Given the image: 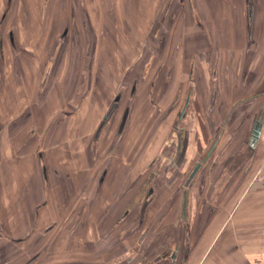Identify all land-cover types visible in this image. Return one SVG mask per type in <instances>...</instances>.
Here are the masks:
<instances>
[{
	"label": "flooded vegetation",
	"instance_id": "af4514ba",
	"mask_svg": "<svg viewBox=\"0 0 264 264\" xmlns=\"http://www.w3.org/2000/svg\"><path fill=\"white\" fill-rule=\"evenodd\" d=\"M45 1L29 8L28 20L39 19L26 42L16 23L5 28L4 40V17L0 21V89L17 91L14 138L28 149L18 163L21 174L27 171L21 186L27 198L18 194L16 215L0 222V264H187L189 235L203 225V209L196 208L206 203V190L211 194V164L222 163L224 154L218 155L220 96L238 77L241 88H254V100L264 97V88L256 90L264 80L256 49L264 29L258 0H174L177 7L164 9L163 0ZM159 10L160 27L149 30ZM47 15L62 20L60 49H50L55 28ZM106 43L123 49L104 51L115 69L128 63L123 76L103 70ZM102 78L122 79L110 97ZM61 84L70 95L62 99ZM153 112L156 126L147 123ZM262 113L264 104L235 129L238 136L252 119L239 155L245 159L253 156L250 142ZM74 115L94 129L87 140L83 133L75 138L78 153L72 154L64 125ZM169 120L163 139L156 136ZM51 125L62 133L50 131L49 141ZM25 213H32L26 221Z\"/></svg>",
	"mask_w": 264,
	"mask_h": 264
},
{
	"label": "rangeland",
	"instance_id": "374dc122",
	"mask_svg": "<svg viewBox=\"0 0 264 264\" xmlns=\"http://www.w3.org/2000/svg\"><path fill=\"white\" fill-rule=\"evenodd\" d=\"M169 0H163V2H161V8H168V6H172V7H177V2H173V4L171 5L170 2H168ZM38 4L41 6H46V1L45 0H0V21L2 20V17H4V19L2 20L3 22V31L4 34L2 33V31L0 32V39L2 38V36L4 35V40H7V35H5V28H10V24L12 23H16L19 24L18 26H20L21 28V35L23 36V42H26L27 39H29V32L30 29L32 28L34 22H38L39 16L37 15L36 20H31V22L28 20V16L30 15L29 13V8L30 7H34ZM259 4H258V8L260 13L264 12V0H258ZM41 6V7H43ZM263 9V10H262ZM258 11V12H259ZM164 13V11H157V13H155V15H152L153 18L150 22L149 25V30H152L155 27H160L159 24V19L161 16V14ZM264 15V14H263ZM47 19H45V21H47L49 24L52 23V25L54 26V31L53 33V37H52V43H51V47L50 49L52 50L55 45L57 46V48H55V50H57L58 48H62V45H64V41L60 38V35L62 32V29L59 26V24L61 23V21L59 20L60 16L55 15L54 17L49 18L48 15L46 16ZM262 18V16H260ZM45 18V17H44ZM260 18V19H261ZM264 18V16H263ZM28 20V21H27ZM2 22H0V29H2ZM158 22V24H157ZM166 29H170L171 24H169V22L167 24H165ZM36 26H33V29L35 30ZM37 31V28H36ZM261 31V32H260ZM260 36H263L262 38H264V29L262 27V30L260 28ZM3 34V35H2ZM44 36V34H43ZM262 38L260 39V41H258L257 43V47L256 48L259 53H258V74L261 75L264 78V39L262 40ZM43 43V40H39L38 44L39 46H41ZM107 44V43H106ZM109 45V44H107ZM112 45V44H110ZM107 46V47H103V53L101 56V60H102V65L104 67L103 70H109V69H115V66L117 65L116 62L113 61V63L109 62V60H107L106 57H104L105 53L104 51L106 50V48H109L110 50H112V53L115 52L114 49L116 50H123L121 48V46ZM59 46V47H58ZM140 47V46H138ZM252 50L255 49V47L251 46ZM140 49V48H139ZM154 49L150 48V51H152ZM170 49V48H169ZM54 53V51H53ZM260 57V58H259ZM111 63V64H110ZM127 64H120L118 65V67L115 69V72H120L121 76H123L124 71L126 70L125 68L127 67ZM132 65V64H131ZM86 66V65H85ZM158 66V65H157ZM131 68V67H130ZM159 66L155 67V72L158 71ZM260 69V70H259ZM118 74V75H120ZM237 80H235V86L234 89H229V90H224L222 97L220 96V98H223V104H224V113H223V123H220L221 121L219 119H217L218 121H216V126L217 127H221L223 124L224 127V136H223V141L221 142V146L219 147V154L221 155V152H223L224 154L221 155L222 156V163H213V165L211 164V169L213 171H211L212 173H209L208 175L209 178V182H208V186L209 189H211V194H209V192L206 190V194H204V198L206 200V203L200 204V202L198 203L199 207L197 206V211L200 209H203V215L207 216L208 214L213 213L214 214H218L220 213V211L222 210V208H220V205L227 199V198H234L235 197V191L234 189L236 188V186L243 180H245L246 178H250V174H252L255 171V168H257L258 164H254L253 162H258V160H254L253 157L255 156L254 153L252 154V158L249 157L247 159H245L243 157V155L239 156L240 154H242V152L245 151V147H246V139H247V135L249 134L250 131V126H251V121L252 119L249 121L248 123V127L243 128L244 130H242V132H240V134L237 136L236 134V127L238 125V122L240 121V119L242 118V116L244 114H249L248 116H250L252 118V115L255 114L257 108H260V106L262 107V105L264 104V97H261L257 100H254V98H252V96L254 95L253 92H255L254 88L253 89H249L250 87H244L241 88L240 87V79L236 77ZM122 79H117L115 78V80L113 81V79H103L101 80V87L102 88H108L111 87L110 93L108 94L109 97L111 94H113L115 92V88H117L119 86L118 83H120L119 81H121ZM150 80V79H149ZM111 81V82H110ZM113 81V82H112ZM7 82V84H6ZM5 82V84L9 87L12 86L10 79H7V81ZM67 81L64 80V83H67ZM62 85V90H60L59 98L63 97V96H70L69 94L65 93V89H66V84H61ZM146 86V85H145ZM1 88V87H0ZM264 88V80L262 82V84H260L258 86V89L260 92L263 91ZM107 90V89H106ZM254 90V91H253ZM231 91V92H230ZM43 92V91H42ZM42 92H38V93H42ZM44 94H46V92H43ZM17 94V91L14 90L13 87H11L8 91L4 90L2 91V89H0V138H2V136L4 137V146L6 148H4L5 151L4 154H0V170L3 168L2 171V177L3 180L5 181L6 184L8 185H13L14 187L16 186L18 188L17 194H16V198L18 197V194H20V198H27V191L24 189L25 187H23L21 189V186L23 183H25V180H27V171L25 172V175L21 174V172H19L20 169V165H18V163L20 164V159L24 158L21 157L22 154H25L27 152L28 149H24V145L22 141H16V139L14 137H16L17 135V131H18V126H17V118L19 115L17 109L15 108L16 106V102L14 104V101L12 99H15ZM44 94H41L42 97H44ZM106 97V96H105ZM201 98H203L201 96ZM208 98V96H207ZM62 99V98H61ZM208 100V99H207ZM207 100L205 99L204 103L206 104ZM60 101V100H59ZM242 101H246L243 104H239V102ZM238 103V105H237ZM61 105L58 106V108ZM153 109V108H152ZM72 112L74 109H70ZM28 111V110H27ZM26 112V111H25ZM35 112V111H34ZM53 112V110H52ZM53 114V113H52ZM152 116L147 119V123H150L153 126L155 124V116L156 114L153 112L151 113ZM49 116L43 117L40 125L45 126L47 121H48ZM218 118V117H217ZM47 119V120H46ZM136 119V118H135ZM134 119V120H135ZM228 119V121L225 124V121ZM46 120V121H45ZM67 123L66 125H64V127L66 128V139H67V144H69V146H75V148H71L69 151L72 152V154H75V152L78 153V150L76 149L77 146L75 145V138H77L79 135L85 136V138H90V134L92 132V130L94 129V127L92 125H89V123H85L84 121L81 119V116H77L74 115L73 117H68L67 118ZM216 120L215 116L213 117V121ZM138 121V120H137ZM170 121L164 122V128L160 130V132H157L156 136L164 137L165 135V129H167V127L170 124ZM225 124V125H224ZM42 127V126H41ZM53 128V126L51 125L50 128ZM61 127V126H60ZM58 127L56 130V132L52 131V128L49 130L47 137L50 140L53 139V135L55 134V136L57 135V133L61 134V128ZM147 128V126H146ZM150 130V129H149ZM165 130V131H164ZM50 131L53 132V135H50ZM156 132V131H154ZM153 132V133H154ZM163 132V133H162ZM86 138V140H87ZM157 137L155 138V142ZM162 139H159L162 140ZM78 140V139H77ZM158 141V142H159ZM165 140L164 144H166ZM2 140L0 139V145H1ZM30 140L27 139V143H29ZM261 145L259 146V150L262 149V145L264 147V142L261 140ZM26 143V145H28ZM73 143V144H72ZM25 144V143H24ZM62 144V143H61ZM154 144V142H153ZM163 144V145H164ZM84 148V147H83ZM85 152L88 151V148H84ZM264 150V149H263ZM155 151V148L152 150V152ZM227 152H229V154H226ZM237 154V155H236ZM88 154L84 153V162L89 158L90 160V156L87 158ZM27 158V159H26ZM24 159V163L23 166L27 165V160L28 157H26ZM56 159V158H55ZM216 159H218L216 157ZM59 160V158L57 157L56 161ZM65 162L63 159H60L59 162ZM246 161V162H245ZM87 162V161H86ZM21 164V165H22ZM13 174V176H12ZM12 179H11V178ZM19 184V187H18ZM20 188V190H19ZM201 197V196H200ZM201 199V198H200ZM16 202V200H15ZM14 202V204H15ZM26 205V203H24ZM197 205V204H196ZM214 207V208H213ZM14 214L17 212V209L14 207ZM16 215V214H15ZM32 213H25V215H23L25 221L28 218H31ZM22 218V219H23ZM11 224V223H10ZM9 224V225H10ZM25 225H29L27 222L23 223L21 227L25 228Z\"/></svg>",
	"mask_w": 264,
	"mask_h": 264
},
{
	"label": "crops",
	"instance_id": "0c3cea01",
	"mask_svg": "<svg viewBox=\"0 0 264 264\" xmlns=\"http://www.w3.org/2000/svg\"><path fill=\"white\" fill-rule=\"evenodd\" d=\"M250 178L241 181L235 197L227 198L218 214L203 217L202 228L190 233L187 264H264V122ZM255 160V161H256ZM0 170V222H11L18 188L5 183ZM13 176V174H12ZM11 178V177H10ZM12 179V178H11ZM19 187V184H18ZM214 208V207H213ZM182 241V240H181Z\"/></svg>",
	"mask_w": 264,
	"mask_h": 264
},
{
	"label": "water",
	"instance_id": "95a60500",
	"mask_svg": "<svg viewBox=\"0 0 264 264\" xmlns=\"http://www.w3.org/2000/svg\"><path fill=\"white\" fill-rule=\"evenodd\" d=\"M263 122H264V113H262L260 115V119L257 121L255 127L253 128L254 129L253 138H252V140L250 142V145L252 147V149H251L252 153L251 154L255 153L257 145L259 144V141L261 139V133H262V129L261 128H263ZM243 157H244V155H243ZM213 214L214 213H213V210H212V213L207 215V219H210L211 215H213Z\"/></svg>",
	"mask_w": 264,
	"mask_h": 264
}]
</instances>
